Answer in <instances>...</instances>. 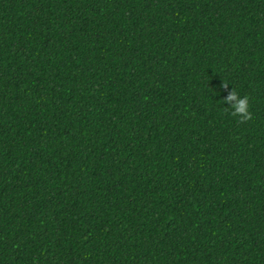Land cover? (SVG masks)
Listing matches in <instances>:
<instances>
[{"label": "trees", "instance_id": "trees-1", "mask_svg": "<svg viewBox=\"0 0 264 264\" xmlns=\"http://www.w3.org/2000/svg\"><path fill=\"white\" fill-rule=\"evenodd\" d=\"M0 264H264V0H0Z\"/></svg>", "mask_w": 264, "mask_h": 264}, {"label": "clouds", "instance_id": "clouds-1", "mask_svg": "<svg viewBox=\"0 0 264 264\" xmlns=\"http://www.w3.org/2000/svg\"><path fill=\"white\" fill-rule=\"evenodd\" d=\"M221 87L228 91V83L223 82ZM223 102L227 103L229 107H225V111L227 112L231 109V115L233 117H238L240 123H245L252 119V113L249 110V97L243 96L241 97L237 91L233 88L228 91V94L223 98Z\"/></svg>", "mask_w": 264, "mask_h": 264}]
</instances>
